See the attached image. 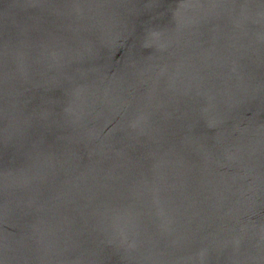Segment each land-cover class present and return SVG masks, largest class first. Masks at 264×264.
Here are the masks:
<instances>
[{"label": "water", "instance_id": "95a60500", "mask_svg": "<svg viewBox=\"0 0 264 264\" xmlns=\"http://www.w3.org/2000/svg\"><path fill=\"white\" fill-rule=\"evenodd\" d=\"M0 264H264V0H0Z\"/></svg>", "mask_w": 264, "mask_h": 264}]
</instances>
